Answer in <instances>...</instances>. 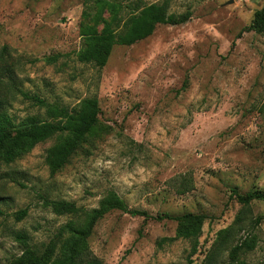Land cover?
<instances>
[{"label": "rangeland", "instance_id": "rangeland-1", "mask_svg": "<svg viewBox=\"0 0 264 264\" xmlns=\"http://www.w3.org/2000/svg\"><path fill=\"white\" fill-rule=\"evenodd\" d=\"M167 2L170 13L188 11L190 18L112 47L97 69L75 58L82 0H0V52L5 47L17 88L69 108L95 97L98 121L108 127L52 176L44 156L53 139L0 168V264L20 253L11 231L40 251L69 218L52 214L44 199L89 210L108 190L145 216L105 215L88 240L93 257L102 264H198L240 210L230 189L264 193V32L245 30L262 0ZM6 113L15 124L43 117L19 95ZM181 176L191 188L179 195ZM183 213L205 217L194 252L174 237L169 220ZM255 218V246L239 255L244 264H264V199L243 210L235 237ZM225 251L214 264L226 261Z\"/></svg>", "mask_w": 264, "mask_h": 264}, {"label": "trees", "instance_id": "trees-1", "mask_svg": "<svg viewBox=\"0 0 264 264\" xmlns=\"http://www.w3.org/2000/svg\"><path fill=\"white\" fill-rule=\"evenodd\" d=\"M124 12V13H123ZM190 18L185 11L180 14L168 11L167 0L142 5L137 0H82V10L77 27L81 46L75 53L76 61L102 68L114 46H130L150 36L159 25H180ZM246 31L256 34L264 32V0L252 14ZM0 52V168L6 167L27 154L35 145L48 139L53 144L45 150L44 164L49 175L59 172L69 159L85 152L96 141L108 134V127L98 121L99 107L95 97L82 99L73 107L48 103L36 95H29L16 86L14 67ZM31 101L42 109L43 117L27 116L13 123L6 109L14 97ZM175 192L183 194L190 190V180L181 176L175 181ZM230 198L239 206L230 225L215 233L209 253L198 264H214L220 251L226 250V261L217 264H244L239 255L251 251L255 246L251 229L259 223L255 218L249 222L250 230L244 237L236 238L243 210L255 199H264V193L239 194L230 189ZM50 212L69 217L58 227L52 239L38 251L28 244L27 236L20 231H11L9 236L20 246L19 255L9 264H102L93 257L88 240L94 226L108 213L117 211L130 216H145L144 213L127 208L125 203L111 190L105 191L96 207L84 210L64 200H43ZM25 210L13 214L15 222L25 216ZM146 218H144L145 220ZM175 222L174 237L190 242L194 252L205 217L201 214L183 213L169 217ZM192 264V262H188ZM197 264V263H195Z\"/></svg>", "mask_w": 264, "mask_h": 264}]
</instances>
